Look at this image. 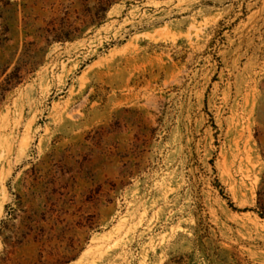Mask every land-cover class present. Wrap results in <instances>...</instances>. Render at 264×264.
<instances>
[{"label":"rangeland","instance_id":"obj_1","mask_svg":"<svg viewBox=\"0 0 264 264\" xmlns=\"http://www.w3.org/2000/svg\"><path fill=\"white\" fill-rule=\"evenodd\" d=\"M0 264H264V0H0Z\"/></svg>","mask_w":264,"mask_h":264},{"label":"trees","instance_id":"obj_2","mask_svg":"<svg viewBox=\"0 0 264 264\" xmlns=\"http://www.w3.org/2000/svg\"><path fill=\"white\" fill-rule=\"evenodd\" d=\"M59 39H60V38H59ZM15 72H16V73H19V72H20V69L17 68V69L15 70ZM16 73H15V74H16ZM10 78H11V77H10ZM8 80H9V79H8ZM10 80H11V79H10Z\"/></svg>","mask_w":264,"mask_h":264}]
</instances>
